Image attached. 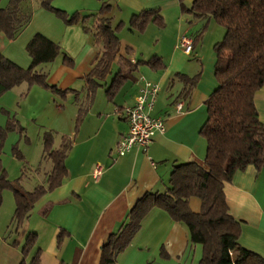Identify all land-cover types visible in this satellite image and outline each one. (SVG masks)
Returning a JSON list of instances; mask_svg holds the SVG:
<instances>
[{"label": "crops", "instance_id": "0c3cea01", "mask_svg": "<svg viewBox=\"0 0 264 264\" xmlns=\"http://www.w3.org/2000/svg\"><path fill=\"white\" fill-rule=\"evenodd\" d=\"M180 1L54 0V7L67 13L78 12L79 21L67 24L54 12L41 8L37 0H29V24L13 40L0 34V54L22 68L31 63L26 46L36 33L57 43L72 59L69 65L59 55L38 67L47 72L48 84L68 90L65 96L26 83L0 96V127L5 126L8 117L17 119L23 129L22 118L34 123L36 142L32 143L24 130L22 134L9 131L3 142V149L9 153L12 146L20 147L24 142L22 160L27 164L38 161L39 166H31L38 177L33 188L46 184L51 169V164L41 168L47 163L41 160L42 133L53 130L57 147L63 135L71 139L62 183L36 201L19 234L6 238L14 198L12 192H3L0 264L21 262V247L31 231L36 234V244L28 258L39 249V264H99L101 244L126 218L133 204L146 192H163L176 164L205 157L207 143L199 129L206 119L205 100L214 87L213 45L223 38L224 28L212 19L193 17L181 8ZM192 2L182 0L186 9ZM104 4L108 7L101 10ZM143 10H156L163 26L150 22L142 32L131 29L130 18ZM100 16L110 17L113 24L122 22L123 26L117 32L119 51L103 78L93 76L99 84L91 96L87 77L102 54L93 37V26ZM182 34L196 39L189 55L178 47ZM151 58L162 62L163 68L148 65ZM205 65L208 83L203 79L207 76ZM179 73L200 74L187 98L181 96L184 83L178 78ZM145 80L160 85L150 115L162 117L165 130L155 133L145 149L133 147L117 156L114 147L128 130L122 110L134 103ZM114 81L119 83L118 88L109 99L106 90ZM180 101L183 106L178 112L175 105ZM254 103L259 120L264 123V86L256 93ZM80 105L83 114L77 120ZM35 156L37 160H32ZM96 167L100 168L98 178L93 177ZM20 184L27 191L33 189L24 182ZM224 194L230 214L240 222V245L264 257V167L250 165L236 172L232 181L225 183ZM188 204L192 211L200 210L197 197L189 198ZM61 231L63 239L58 244ZM13 238L17 239L16 246L9 243ZM201 254L199 244L190 243L184 224L153 208L127 248L117 255L116 264H198Z\"/></svg>", "mask_w": 264, "mask_h": 264}, {"label": "trees", "instance_id": "16d2710c", "mask_svg": "<svg viewBox=\"0 0 264 264\" xmlns=\"http://www.w3.org/2000/svg\"><path fill=\"white\" fill-rule=\"evenodd\" d=\"M37 2L67 24L79 21L78 12L67 13L56 8L53 0ZM180 6L193 17L212 19L225 29L222 40L213 45V76L217 86L205 100L206 119L199 129L207 143L206 154L203 159L176 164L163 192H146L133 204L126 218L101 244L99 264H116L117 255L127 248L142 220L153 208L165 211L173 221L186 226L190 243L202 248L198 264H264V257L240 245V222L230 214L224 194L225 183H230L236 172L250 165L257 169L264 167V123L260 122L254 103L256 93L264 86V0H193L189 9L181 0ZM107 7L104 4L101 10ZM31 16L32 8L27 0H8L6 5H0V34L13 40L29 24ZM150 22L163 26V19L156 10H143L130 18L129 27L142 32ZM122 26V22L113 24L110 17L104 16L98 17L94 23V44L101 47L102 54L87 77L91 96L99 84L93 76L103 78L119 51L117 32ZM84 29L87 31L90 27L84 26ZM26 51L31 57L28 68H22L0 54V96L21 83L40 85L65 96L68 90L48 84L47 72L38 67L54 61L59 55L69 65L72 59L57 43L40 33L28 42ZM147 64L153 68L164 66L156 58H151ZM199 75L178 74L184 83L183 98L191 94ZM118 84L114 81L106 90L109 99ZM82 114L80 105L77 120ZM12 130L22 134L24 129L14 117H8L5 126L0 127V148L6 133ZM54 138L53 130L42 133L41 160L50 161L51 169L46 175V184L37 185L30 191L25 190L18 179H8L0 159V204L5 190H11L14 198V210L5 238L20 233L36 201L58 187L66 175L65 159L71 148V139L63 135L59 146L54 147ZM13 150L15 156L23 158L17 146ZM191 197L200 200L197 212L189 207ZM62 239L63 231L57 236L58 244ZM9 243L16 246L17 239L13 238ZM35 244L36 234L31 231L25 236L21 247L23 258L19 264H39V249L28 258Z\"/></svg>", "mask_w": 264, "mask_h": 264}, {"label": "built area", "instance_id": "2783aa9c", "mask_svg": "<svg viewBox=\"0 0 264 264\" xmlns=\"http://www.w3.org/2000/svg\"><path fill=\"white\" fill-rule=\"evenodd\" d=\"M178 47L189 55L193 48V38L186 34L180 35ZM160 89L158 82L143 81L137 95L134 97V103L123 108L122 114L128 122V130L126 134L119 138L114 147V153L117 156L124 155L133 147L145 149L155 133H162L165 130L163 118L150 115ZM182 106V101L176 103V110L181 111ZM99 175L100 168L96 167L93 177L98 178Z\"/></svg>", "mask_w": 264, "mask_h": 264}, {"label": "rangeland", "instance_id": "374dc122", "mask_svg": "<svg viewBox=\"0 0 264 264\" xmlns=\"http://www.w3.org/2000/svg\"><path fill=\"white\" fill-rule=\"evenodd\" d=\"M27 1L29 2V0H27ZM7 2H8V0H1L0 5L4 6L7 4ZM53 2H54V0H53ZM217 25L222 26L220 24H217ZM224 34H225V29H224ZM212 53H214V51ZM190 60L193 61L192 58ZM207 70H208V65L207 66L205 65L204 71H207ZM209 70H210V66H209ZM203 79H204V82L206 81V83H208V71H207V76L205 75ZM211 79H212L211 82L213 81V84H214L213 85L214 87L212 89V92H213L217 86V83H216L214 78H211ZM102 91H103V89H102ZM57 100L60 101V98L58 96H57ZM22 125L25 127L24 128V134L31 139L32 143L36 142V134L37 133L35 132L34 123H32V121H30V120L22 118ZM7 133H6V135H7ZM6 135L4 137V140L6 138ZM4 140H3V142H4ZM22 140H23V138H22ZM23 145H25L24 142H22L20 144V147H17L19 152L21 151V146H23ZM54 147H57V144H55ZM20 154L22 155L21 152H20ZM22 157H23V155H22ZM0 159H1L2 167L7 172L8 179H10L11 181H16L18 179L19 182H24V183H26V185H30L31 186L30 188H33V185L35 186V184H36L35 179L38 177L36 175V172H34L31 169V166L32 165L33 166H39L38 161H30V163L27 164L24 160H22L23 158L21 159V158L14 155L13 146H12V149H10V153H9V151L4 150L3 149V143H2L1 148H0ZM32 160H37L36 156L34 158H32ZM46 161H47L46 164H44V163L42 164V166H41L42 169L45 168L46 165L50 166V164H51L50 161H48V160H46ZM27 188H29V187H27ZM5 191L12 192L11 190H5ZM199 246L201 247V245H199Z\"/></svg>", "mask_w": 264, "mask_h": 264}]
</instances>
